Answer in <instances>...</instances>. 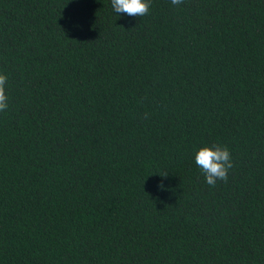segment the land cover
<instances>
[{
	"label": "trees",
	"instance_id": "1",
	"mask_svg": "<svg viewBox=\"0 0 264 264\" xmlns=\"http://www.w3.org/2000/svg\"><path fill=\"white\" fill-rule=\"evenodd\" d=\"M0 72V264H264V0H0Z\"/></svg>",
	"mask_w": 264,
	"mask_h": 264
},
{
	"label": "clouds",
	"instance_id": "2",
	"mask_svg": "<svg viewBox=\"0 0 264 264\" xmlns=\"http://www.w3.org/2000/svg\"><path fill=\"white\" fill-rule=\"evenodd\" d=\"M172 5H180L184 0H170ZM151 0H111L113 10L128 16L141 17L149 12ZM7 74L0 72V111L8 107V96L6 93ZM195 163L205 174L206 183L214 187L218 180L227 181L228 172L233 166L231 153L227 146L204 145L195 153ZM167 176V172L160 174ZM163 189V184L160 185Z\"/></svg>",
	"mask_w": 264,
	"mask_h": 264
}]
</instances>
